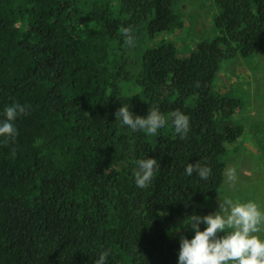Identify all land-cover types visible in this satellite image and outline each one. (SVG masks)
Returning <instances> with one entry per match:
<instances>
[{"label": "trees", "instance_id": "1", "mask_svg": "<svg viewBox=\"0 0 264 264\" xmlns=\"http://www.w3.org/2000/svg\"><path fill=\"white\" fill-rule=\"evenodd\" d=\"M176 1L0 0V123L12 104L28 109L15 141L0 138V264H95L103 252L106 264H178L171 233L217 212L245 127L244 102L215 83L223 62L264 53V0H215L218 34L187 59L153 47L183 26ZM123 104L144 118L158 108L167 123L132 131L116 119ZM175 111L190 118L183 139ZM147 158L159 168L141 189ZM195 163L208 179L186 174Z\"/></svg>", "mask_w": 264, "mask_h": 264}, {"label": "rangeland", "instance_id": "2", "mask_svg": "<svg viewBox=\"0 0 264 264\" xmlns=\"http://www.w3.org/2000/svg\"><path fill=\"white\" fill-rule=\"evenodd\" d=\"M175 10L183 22L182 28L157 35L153 47L173 44L179 59H187L199 43L217 36L215 20L220 9L215 0H177ZM215 91L219 97L244 102L235 120L245 127V134L229 146L225 184L211 205L218 212L220 202L244 204L251 201L264 213V53L223 62ZM230 168L235 169L233 181L228 179ZM171 235L176 239L191 240L195 233L187 225ZM254 235L264 241V227Z\"/></svg>", "mask_w": 264, "mask_h": 264}, {"label": "clouds", "instance_id": "3", "mask_svg": "<svg viewBox=\"0 0 264 264\" xmlns=\"http://www.w3.org/2000/svg\"><path fill=\"white\" fill-rule=\"evenodd\" d=\"M130 33V29H124L128 46L133 44ZM27 110V106L19 103L6 108V119L0 123V138L5 145L15 141L17 129L13 122ZM115 115L116 119L119 118L132 131L141 130L148 134H156L167 123L158 108L150 110L147 118H144L134 116L129 107L123 104ZM171 115L174 130L183 139L189 132L190 118L180 111ZM12 155H15L14 150ZM137 164L139 170L135 172L136 184L143 189L150 184L159 164L154 158L139 160ZM185 172L188 176L195 172L201 179L206 180L211 169L195 163L189 164ZM228 179L235 180V169H228ZM189 218L187 225H190L195 235L191 240L181 237L178 264H264V241L254 235L264 227V213L256 203L250 201L233 204L231 201H224L220 202L218 212L207 216L193 214ZM201 224L206 225L204 231L200 230ZM108 255V252H103L95 264H106Z\"/></svg>", "mask_w": 264, "mask_h": 264}]
</instances>
